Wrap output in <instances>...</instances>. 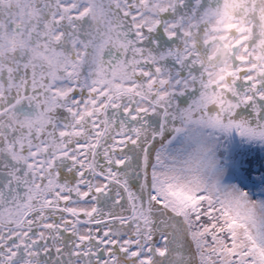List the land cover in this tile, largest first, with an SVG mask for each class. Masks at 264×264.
I'll use <instances>...</instances> for the list:
<instances>
[{
    "label": "snow or ice",
    "instance_id": "snow-or-ice-1",
    "mask_svg": "<svg viewBox=\"0 0 264 264\" xmlns=\"http://www.w3.org/2000/svg\"><path fill=\"white\" fill-rule=\"evenodd\" d=\"M264 0H0V264H264Z\"/></svg>",
    "mask_w": 264,
    "mask_h": 264
},
{
    "label": "flooded vegetation",
    "instance_id": "flooded-vegetation-1",
    "mask_svg": "<svg viewBox=\"0 0 264 264\" xmlns=\"http://www.w3.org/2000/svg\"><path fill=\"white\" fill-rule=\"evenodd\" d=\"M261 155H264L263 153H261Z\"/></svg>",
    "mask_w": 264,
    "mask_h": 264
},
{
    "label": "rangeland",
    "instance_id": "rangeland-1",
    "mask_svg": "<svg viewBox=\"0 0 264 264\" xmlns=\"http://www.w3.org/2000/svg\"><path fill=\"white\" fill-rule=\"evenodd\" d=\"M264 154V153H263ZM263 157H264V155H263Z\"/></svg>",
    "mask_w": 264,
    "mask_h": 264
}]
</instances>
